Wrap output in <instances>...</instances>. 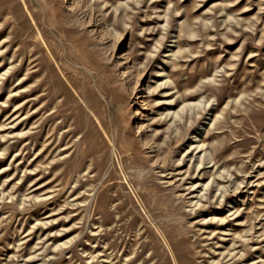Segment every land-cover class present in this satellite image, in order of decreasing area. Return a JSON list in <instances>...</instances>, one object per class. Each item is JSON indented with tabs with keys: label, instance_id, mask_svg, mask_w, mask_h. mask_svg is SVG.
I'll list each match as a JSON object with an SVG mask.
<instances>
[{
	"label": "rangeland",
	"instance_id": "374dc122",
	"mask_svg": "<svg viewBox=\"0 0 264 264\" xmlns=\"http://www.w3.org/2000/svg\"><path fill=\"white\" fill-rule=\"evenodd\" d=\"M0 264H264V0H0Z\"/></svg>",
	"mask_w": 264,
	"mask_h": 264
},
{
	"label": "bare ground",
	"instance_id": "6f19581e",
	"mask_svg": "<svg viewBox=\"0 0 264 264\" xmlns=\"http://www.w3.org/2000/svg\"><path fill=\"white\" fill-rule=\"evenodd\" d=\"M202 147H203L202 145H201V146H200V145H196L195 148H196V149H198V148H201V149H202Z\"/></svg>",
	"mask_w": 264,
	"mask_h": 264
}]
</instances>
